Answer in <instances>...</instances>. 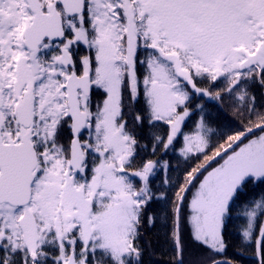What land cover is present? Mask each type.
<instances>
[{"label": "snow or ice", "instance_id": "1", "mask_svg": "<svg viewBox=\"0 0 264 264\" xmlns=\"http://www.w3.org/2000/svg\"><path fill=\"white\" fill-rule=\"evenodd\" d=\"M197 95L234 100L238 122L214 129L200 106L186 133ZM177 149L182 180L157 186ZM258 189L264 0H0V264H146L153 205L169 202L185 264L192 190L202 264H237L222 257L241 207V246L264 264Z\"/></svg>", "mask_w": 264, "mask_h": 264}, {"label": "trees", "instance_id": "2", "mask_svg": "<svg viewBox=\"0 0 264 264\" xmlns=\"http://www.w3.org/2000/svg\"><path fill=\"white\" fill-rule=\"evenodd\" d=\"M221 95L226 96L227 94L222 92ZM192 103L196 105V108L192 110L191 117L186 121V127L183 129L186 133L194 131L195 125L199 120L200 106H203V114L214 129L229 121L238 122L235 101L232 99L219 101L209 97L201 98L197 95ZM163 158L168 160L170 168L164 174L157 173L155 184L171 189L172 185H161V180L167 176L171 177L173 183L180 182L185 174L186 167H188V163L179 156V149L176 152L168 153ZM260 190L264 189H258V191ZM191 194L186 197V202L181 212L180 230L184 247L183 258L185 264H202L206 257L207 249L193 240L192 232L186 223L187 204ZM168 196L170 199H174L172 191L168 192ZM153 208L162 219L157 221L154 228L146 229L145 231V247L147 248L145 262L146 264H174L170 235L173 227L171 219L173 205L171 202L159 203L153 205ZM244 211L243 207L237 209V212L233 213L232 221L227 225L225 235L228 243L227 256L222 258L235 260L237 264H257L258 257L253 254L252 250L241 246L243 242L242 228L245 226L247 219L243 215Z\"/></svg>", "mask_w": 264, "mask_h": 264}, {"label": "rangeland", "instance_id": "3", "mask_svg": "<svg viewBox=\"0 0 264 264\" xmlns=\"http://www.w3.org/2000/svg\"><path fill=\"white\" fill-rule=\"evenodd\" d=\"M192 194H194V190H193ZM192 194H191V196H192ZM191 196H190V199H189L188 202H190ZM186 223L188 224V227L190 228V230L192 232L191 224H190V208L188 206H187V210H186Z\"/></svg>", "mask_w": 264, "mask_h": 264}, {"label": "water", "instance_id": "4", "mask_svg": "<svg viewBox=\"0 0 264 264\" xmlns=\"http://www.w3.org/2000/svg\"><path fill=\"white\" fill-rule=\"evenodd\" d=\"M188 196V195H187ZM182 208H183V206H182ZM182 208H181V212H182ZM180 228H181V220H180ZM180 234H181V230H180Z\"/></svg>", "mask_w": 264, "mask_h": 264}]
</instances>
